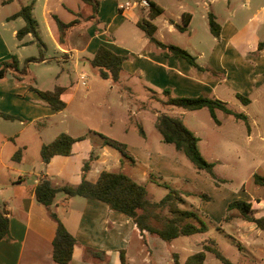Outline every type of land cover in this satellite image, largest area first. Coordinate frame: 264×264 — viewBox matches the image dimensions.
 <instances>
[{"label":"rangeland","instance_id":"obj_1","mask_svg":"<svg viewBox=\"0 0 264 264\" xmlns=\"http://www.w3.org/2000/svg\"><path fill=\"white\" fill-rule=\"evenodd\" d=\"M43 1L37 0L33 12L40 26L39 29L42 30L45 28L41 17ZM62 1L67 7L76 9V2L79 0ZM141 1L115 0V4L119 6L129 2L135 13L141 14L139 9ZM152 1L164 8V13L154 23L171 38L173 41L171 44L176 46L190 44L196 50L195 52L203 53L205 56L198 58L197 54L189 51L200 64H206L216 44L206 21L211 11V0ZM253 1L252 8L244 9V19L251 18L254 15L253 8L260 3V0ZM30 3L31 1L14 0L12 3L2 4L0 0V6H3L2 15H12ZM49 3L51 8L57 11L55 15L61 20L66 22L75 18L58 5L59 0H49ZM110 4L114 8L112 2ZM83 5L79 12L87 14L88 10ZM214 8L220 15L226 11L221 3L213 5ZM185 12L193 15L190 27V31H193L192 38L180 32L169 34L164 21L177 16L181 18ZM141 16L144 17L143 14ZM121 19L124 21L120 22ZM121 19L109 20L112 26L111 32L116 39L129 43L137 36L144 37L131 21L127 18ZM256 21L257 19H253L249 25L256 24ZM178 22L182 24L181 20ZM120 23L122 24L119 25ZM24 24L25 22L18 18L9 20L4 27L0 26V31L10 49V58L15 54L19 60V68L23 69L26 66L27 75L21 83L41 90L63 86L67 90L65 100L68 104L65 110L50 114L45 110L46 108L34 104L35 102L30 98L24 100V95L18 101L13 94L9 96L5 89L10 90L13 85L11 82H6V78L0 79V111L22 119L10 121L0 117V192L6 188L4 175L9 174L16 179L19 178L18 173L8 170V167H23L29 171L28 162L19 164L12 160L18 147H26L29 157L39 160L42 144L52 142L61 133H67L74 138L84 137L74 146V157L70 158L66 165V169L68 168L72 175L78 170L81 177L82 167L90 160V153L95 150L96 154H99L102 146V139L95 134L97 132L126 144L137 162L134 165L117 150L108 148L109 154L104 157L103 163H98L97 166L96 159L90 162V167L93 165V171L104 168L103 170L123 172L138 183L142 182L154 201L161 200L167 194L168 189L164 184L175 190L193 193L185 197L186 205L184 206L196 212L208 226V231L204 234L180 237L172 242L173 251L179 254L182 262L187 256L201 251L202 244L211 238L218 244L221 253L233 264H264V231L260 230L256 224L246 221L238 210L227 212V206L231 201L245 200L253 205L254 214L264 215V189L255 186L253 181L255 173L264 176V85L260 89L251 91L252 79L238 76L241 86L247 89V92L239 93L251 99L249 105L238 100L235 93L228 88H219L212 95L227 103L233 111L248 117L252 128V134L249 137L246 124L224 112L217 111V119L221 122L217 125L207 109L185 111L166 106L167 96L162 92L144 88L138 79H132L127 83L123 75L120 81L114 84L102 80L97 70L90 65L89 60L82 59L77 67L75 61H57L59 51L56 43L46 32L40 35L46 44V50L40 49L37 43L17 47L19 40L13 35V30L21 28ZM40 50L50 62L27 63L26 59L39 57ZM83 73L85 75H82ZM71 95H74V99ZM161 113L180 118L184 125L199 138L198 146L201 154L208 161L215 163L214 172L218 178L217 181H214L206 171H198L173 145L162 141L155 127L157 114ZM40 115L39 122L46 121L47 125L41 128L36 127L35 124L26 125L25 119ZM140 131L144 132L143 136ZM63 165L65 167V163ZM90 178L93 177L90 175ZM8 186L12 188L8 190L9 192L22 191L21 188ZM206 194L209 198L203 199L202 195ZM6 195L8 192L4 191L3 196ZM62 196L63 194L59 193L56 197L59 200ZM259 200L262 202L259 203ZM0 206H2L1 194ZM225 216L228 217L227 220H224ZM204 264L224 263L212 253L207 252Z\"/></svg>","mask_w":264,"mask_h":264},{"label":"crops","instance_id":"obj_2","mask_svg":"<svg viewBox=\"0 0 264 264\" xmlns=\"http://www.w3.org/2000/svg\"><path fill=\"white\" fill-rule=\"evenodd\" d=\"M25 1L33 2V15L37 0ZM142 1L139 3V9L144 17L136 12L137 15L133 10L132 5L129 9L120 10L119 6L122 4H119V6L116 5L115 0H100L97 15L93 20H89V17L93 12L90 5L79 0L76 2V9H72L64 5L62 0H59L58 5L62 6L64 10L75 17L72 20H66V22L62 21L64 23H69L74 20L79 21L78 24L70 28L64 42L62 43L60 42V33L57 24L53 18L57 11L51 8L49 0H44L41 5V17L45 25L43 30L39 29L40 26L34 18L38 24L39 40H37L32 34L19 39L16 34L20 28L14 29L13 35L19 40L17 47H24L29 44L37 43V45L40 46V49L43 48L46 50V44L40 37L42 33L46 32L56 43L59 51L56 60H62L63 62L75 61L76 67L80 64L82 59H86V61L92 59L99 46H106L115 53L127 57L121 72V76L124 75L127 83L132 81V79H138V81L144 85V88H148L151 91L154 90L163 93L166 89L170 90L172 97H198L205 95L210 98L218 99L216 96L212 97V95H214L219 88L224 87L232 90L237 98V95H242L239 92H247V89L242 87L239 83L238 76L252 79V83H250L251 91L252 89H260L263 87L264 47L259 50V44L264 42V0H260V3L253 8L254 15L248 20L243 18L245 15L244 9L252 8V6H254L253 0L210 1L211 11L209 14L212 13L216 17V20L221 27V32L219 38L214 37L216 44L211 55H209L206 64H200L197 58L193 55L197 54L198 58H201L205 56L203 53L195 52L196 50H194L190 44H179L182 46L181 48L188 49L185 50L196 58V63L204 70L195 68L184 59L175 58L173 56H164L159 49L154 47L144 32L136 25L138 21L143 18H148L149 15V8H146L142 4ZM145 1L147 2V0ZM12 2H14V0H2V4ZM111 2L114 5V8L110 4ZM198 3H200V1ZM216 3H221L225 6L226 11L223 15L216 12L215 8L213 9V5ZM82 4H84L85 6H83L88 10L87 14L79 12ZM180 7L182 8V5H180ZM2 8L3 6H0V26L4 27L5 23L9 20L18 19H12L10 17L22 7L9 16L2 15ZM186 13L187 12L183 14ZM183 14L181 18L177 16V18H170L164 21L165 26L168 28L169 34L180 32L181 34H187L189 38H192L193 31H190L193 20L192 14L188 13L191 15V20L188 29L185 32H181L175 27V24L182 25L178 20H181L182 23ZM209 14L206 18L208 28ZM121 18H127L131 21L134 26L142 32L146 39L137 36L129 43H124L119 38L116 39L111 32L112 26L110 25L109 20L112 19L115 21V19ZM156 19H158V17L153 20V23ZM253 19H257V23L249 25ZM121 21H124V19H121L120 22ZM171 21H173V23ZM121 24L122 23L119 25ZM77 27L86 29L76 30L75 28ZM156 27L157 30L155 36L158 40L165 44L173 43L171 38L166 36L160 30L158 25H156ZM9 53V46L0 31V68L2 67L1 64L4 59L9 57L8 60H10ZM15 56L18 60L17 55ZM34 58L41 59V61L35 63L50 62L49 59L45 58L42 50H40L39 57ZM82 75L85 74L83 73ZM5 78L6 82H11L13 85L10 90L5 89L9 96L13 94L14 98L18 101L21 100L24 95V100L30 98L35 102L34 104L46 108L45 110L50 114L54 112V110H52L34 91L30 90L29 86H25L26 84L21 83L22 81H17L12 74H8ZM55 87L64 88L62 100L66 103L67 108L68 101L65 100L66 88L63 86ZM71 98L74 99V95H71ZM47 112L46 115H48ZM0 113L7 114L2 111H0ZM158 115L159 114H157V116ZM40 117L41 115L25 119V123L26 125L35 124V126L39 128L47 125L46 121L39 122ZM18 120L22 119H10V121ZM249 122L251 123L250 120ZM250 123L249 129L247 128L249 137H251L252 134ZM76 143L73 145L72 155H57L47 164L43 163L41 158H39V160L31 159L26 152V147L17 148V150L23 148L22 157L19 161H15L13 158L12 160L19 164L28 162L30 168L29 171H26L23 167H8V170L16 171L19 178L16 179L9 174L3 176L5 179L4 184H6L4 185L6 186L4 191H7L8 195L3 196L4 191L1 190L2 206H0V210L6 212L9 219L11 239L0 240V264H57L52 258V243L56 232V223L49 216L48 210L36 202L34 192L36 186L45 178L50 179L56 185H78L81 182L83 172L80 177L78 170H76V174L72 175L70 170H68V168L66 169L68 161L70 158L74 157V146ZM108 148L110 147H100L99 154H96L95 158L97 166L98 163H103L104 157L108 156ZM129 153L134 158V161L130 159L128 160L136 165L137 160L135 156L130 151ZM64 163L65 167L63 165ZM103 169L104 168H97L96 171L95 169L93 171L92 165L85 174L86 179L93 182L96 181L99 174L104 171ZM105 171L109 170L105 169ZM144 172L145 171H143V173ZM145 174L148 176L146 172ZM90 175L93 178H90ZM140 184L143 183L141 182ZM8 185L21 188L22 191L17 192L13 190V192H9L8 190H11L12 188ZM183 193L189 194V196L193 194L190 192ZM258 202L261 203L262 201L259 200ZM52 210L77 241V244L74 247L72 260L69 264H175L174 256H176L179 262L183 264L190 256H187L182 262L179 254L173 251L172 242L174 240L171 243H167L162 239L149 234H146L145 238H143L130 217L111 210L108 205L98 200L85 199L82 197H72L66 200L63 194L59 200L57 197L55 198ZM253 211L254 209L252 205V215L256 218L264 217V215L258 216L254 214ZM260 230L264 231L263 229ZM86 249H92L96 252L102 253V255L105 256V259L101 260L93 257L86 252ZM121 253H123L124 256V262H122Z\"/></svg>","mask_w":264,"mask_h":264},{"label":"trees","instance_id":"obj_3","mask_svg":"<svg viewBox=\"0 0 264 264\" xmlns=\"http://www.w3.org/2000/svg\"><path fill=\"white\" fill-rule=\"evenodd\" d=\"M84 3L92 7V15L89 20H93L98 11L100 0H82ZM149 5L148 18H143L136 23L137 27L144 32L149 41L161 51L164 56H173L186 60L192 66L199 70H204L196 63V58L187 50L172 44H165L158 40L155 36L157 27L153 20L164 13V9L151 0H147ZM33 2L22 7L18 12L10 18H22L25 22L16 36L19 39L32 34L37 40L38 24L32 15ZM59 33L60 42H64L70 28L78 24L77 20L64 23L56 15L53 16ZM191 20V15L183 14L182 25L175 24V27L185 32ZM173 23V21H171ZM209 29L215 38H219L221 27L216 17L209 14ZM264 47V42L259 44V50ZM127 57L112 51L106 46H99L92 59H89L90 65L98 72L102 80H108L112 83L120 81L123 64ZM40 58H30L28 62H38ZM0 68V79L5 78L8 74H12L17 81H23L27 75L26 66L19 68V62L15 55L10 60L3 61ZM30 90L34 91L47 105L54 111H63L66 103L62 100L64 88L55 87L52 90H38L31 85ZM163 94L167 96L166 106H170L185 111H197L207 108L217 125L220 121L217 119L216 111H222L225 114L233 116L236 120H242L249 129V119L243 113H237L230 109L227 103L210 98L205 95L198 97H172L170 90H164ZM237 98L245 105L250 103V99L237 95ZM0 117L4 119H17L16 117L0 113ZM155 127L162 136V141L166 144H172L178 151H181L187 159L193 164L198 171H206L214 181L217 176L214 172L215 163L208 161L199 150V138L189 130L182 120L172 117L166 113L157 116ZM92 132V131H91ZM102 139V146L110 147L120 152L125 158L134 161L130 155L126 144L114 138L95 132ZM143 136L144 132L140 131ZM84 137L74 138L67 133L59 134L52 142L43 144L40 149L41 161L45 164L57 156L72 155L73 145L83 140ZM23 154V148L18 149L13 155L15 161H19ZM90 160L85 162L82 167V180L78 185L61 184L56 185L50 179H42L36 186L34 197L38 204L44 206L48 210L49 216L56 223V232L53 239L52 258L57 264H69L72 260L74 247L77 244L75 237L66 229L60 221L56 213L52 210L57 194L63 193L65 199L72 197H82L85 199L98 200L105 203L108 207L116 212L122 213L130 217L136 228L139 230L143 238L146 234L156 236L164 242L171 243L180 237L204 234L208 231V226L199 218V216L191 209L186 208L185 197L189 194L182 191L172 189L167 184L164 186L168 189L167 194L159 201H154L144 184L136 182L133 178L123 172L102 171L96 181H89L85 174L90 169V162L96 158V151H92L89 156ZM254 185L264 189V176L255 173L253 175ZM203 199H208V195H202ZM238 210L246 221L256 224L260 229L264 230V217L256 218L252 215V204L245 200H233L227 206V212ZM225 216L224 220H227ZM9 219L6 212L0 210V240H10ZM86 252L93 257L101 260L105 259L102 253L92 249H86ZM212 253L218 260L224 264H233L225 257L218 244L209 238L202 245V250L190 255L183 264H204L206 253ZM122 262H124L123 253H121ZM175 264H181L176 256H174Z\"/></svg>","mask_w":264,"mask_h":264},{"label":"built area","instance_id":"obj_4","mask_svg":"<svg viewBox=\"0 0 264 264\" xmlns=\"http://www.w3.org/2000/svg\"><path fill=\"white\" fill-rule=\"evenodd\" d=\"M142 4L146 7V8H149V5H148V2H146L145 0L142 1ZM131 7L130 3L127 2L125 4H122L119 6V9L120 10H126V9H129ZM84 84V83H83Z\"/></svg>","mask_w":264,"mask_h":264}]
</instances>
